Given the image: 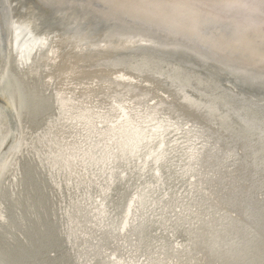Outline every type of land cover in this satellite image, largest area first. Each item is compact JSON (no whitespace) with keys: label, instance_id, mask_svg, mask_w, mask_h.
Wrapping results in <instances>:
<instances>
[{"label":"bare ground","instance_id":"1","mask_svg":"<svg viewBox=\"0 0 264 264\" xmlns=\"http://www.w3.org/2000/svg\"><path fill=\"white\" fill-rule=\"evenodd\" d=\"M154 2L0 0V264H264V33Z\"/></svg>","mask_w":264,"mask_h":264},{"label":"clouds","instance_id":"2","mask_svg":"<svg viewBox=\"0 0 264 264\" xmlns=\"http://www.w3.org/2000/svg\"><path fill=\"white\" fill-rule=\"evenodd\" d=\"M209 7L215 10L212 19L223 22L226 34H238L241 27L264 33V0H215L212 5L204 0H155L148 22L161 30L182 32L196 40L210 23L205 11Z\"/></svg>","mask_w":264,"mask_h":264},{"label":"water","instance_id":"3","mask_svg":"<svg viewBox=\"0 0 264 264\" xmlns=\"http://www.w3.org/2000/svg\"><path fill=\"white\" fill-rule=\"evenodd\" d=\"M51 16V15H50ZM53 17V16H52ZM54 24V22L52 21V24L51 25H53ZM54 26V25H53ZM1 35H2V39H4V37H5V34H3V32H1ZM21 40V39H20ZM4 45H5V43H4V41L2 42H0V50L2 49V47H4ZM24 89V88H23ZM20 91H21V102H22V104L20 105V107L22 108V109H24V108H27V106H28V103L30 102L29 101V98L27 97V96H25V94L23 93V90H22V88H20ZM20 93V92H19ZM0 100L1 101H3L2 100V96L0 95ZM42 105H44V107L45 108H49L50 107V105L48 104V103H44V104H42ZM42 105H40L39 107H38V109H37V111H38V114H36L33 118L35 119V117H37L38 115H40V113H42L43 111H42V109H43V106ZM26 106V107H25ZM36 112V111H35ZM2 251L3 252H5V254H4V256H3V252H2V254H1V257H2V259L4 260L3 262H5V263H8L7 262V254H6V252L7 251H9V252H12L13 251V246L12 247H8L7 245L6 246H4V249H2ZM36 254V253H35ZM21 255H22V253H21ZM29 258V257H28ZM18 259V261H17V264H19L20 263V261L22 260L21 259V256H20V258H17ZM27 259V257H26V255H23V260H26ZM21 262H23V261H21Z\"/></svg>","mask_w":264,"mask_h":264}]
</instances>
